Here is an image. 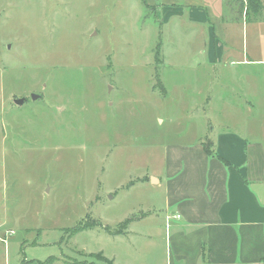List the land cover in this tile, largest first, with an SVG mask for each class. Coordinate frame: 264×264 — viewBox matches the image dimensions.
<instances>
[{"label":"rangeland","instance_id":"374dc122","mask_svg":"<svg viewBox=\"0 0 264 264\" xmlns=\"http://www.w3.org/2000/svg\"><path fill=\"white\" fill-rule=\"evenodd\" d=\"M246 1L205 0L214 46L158 0H0V264H167L179 215L141 176L264 121V0L248 19Z\"/></svg>","mask_w":264,"mask_h":264},{"label":"crops","instance_id":"0c3cea01","mask_svg":"<svg viewBox=\"0 0 264 264\" xmlns=\"http://www.w3.org/2000/svg\"><path fill=\"white\" fill-rule=\"evenodd\" d=\"M158 3L166 20L190 11L188 20L205 25L216 46L205 0ZM248 61L243 55L238 62ZM244 129H219L174 145L162 170L139 179L165 186V206L179 215L171 227L173 256L167 264H264V121ZM206 138L224 161L206 153Z\"/></svg>","mask_w":264,"mask_h":264},{"label":"trees","instance_id":"16d2710c","mask_svg":"<svg viewBox=\"0 0 264 264\" xmlns=\"http://www.w3.org/2000/svg\"><path fill=\"white\" fill-rule=\"evenodd\" d=\"M144 3H145V5H148L147 4V2H146V0H142ZM261 7H262V4H261V1L260 0H247L246 1V5H245V10H244V12H243V14H244V16H245V19H248V17H249V13L252 11V13H257V12H259V11H261ZM25 101V100H24ZM202 145H204V148H205V151H206V153L209 155V156H213V157H215V156H217L220 160H223V159H221L220 158V156L219 155H217V153L216 152H214L213 150H212V145H211V142H210V140L209 139H205L203 142H202ZM224 161V160H223ZM226 162V161H225ZM144 179V178H143ZM91 226H94L93 224H91V223H82V225H78V226H76V227H73L72 229L73 230H75V231H78V230H82L83 228H89V227H91ZM104 230L105 231H109L108 229H107V226H104ZM102 255V253H99V256H101ZM98 256V257H99ZM101 258H102V256H101ZM46 263V262H45ZM50 263V262H49ZM69 264H93V262L92 261H89L88 263H86L85 261H83V262H79V261H74V262H72V261H70L69 262Z\"/></svg>","mask_w":264,"mask_h":264},{"label":"water","instance_id":"95a60500","mask_svg":"<svg viewBox=\"0 0 264 264\" xmlns=\"http://www.w3.org/2000/svg\"><path fill=\"white\" fill-rule=\"evenodd\" d=\"M30 98L32 99V100H34V99H39V98H41V94H38V93H31L30 94ZM25 100V98L24 97H19V99L17 98H15V99H13V102L16 104V105H19V104H21L23 101Z\"/></svg>","mask_w":264,"mask_h":264},{"label":"built area","instance_id":"2783aa9c","mask_svg":"<svg viewBox=\"0 0 264 264\" xmlns=\"http://www.w3.org/2000/svg\"><path fill=\"white\" fill-rule=\"evenodd\" d=\"M176 216H178V215H176Z\"/></svg>","mask_w":264,"mask_h":264}]
</instances>
